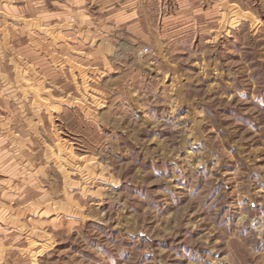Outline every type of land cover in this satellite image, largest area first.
<instances>
[{
  "label": "rangeland",
  "instance_id": "obj_1",
  "mask_svg": "<svg viewBox=\"0 0 264 264\" xmlns=\"http://www.w3.org/2000/svg\"><path fill=\"white\" fill-rule=\"evenodd\" d=\"M160 6L0 0V264H264V0Z\"/></svg>",
  "mask_w": 264,
  "mask_h": 264
},
{
  "label": "crops",
  "instance_id": "obj_2",
  "mask_svg": "<svg viewBox=\"0 0 264 264\" xmlns=\"http://www.w3.org/2000/svg\"><path fill=\"white\" fill-rule=\"evenodd\" d=\"M189 1H199V0H157L158 4L161 5L159 8L160 12L158 11V19L165 20L166 16H173V15L177 14V12L184 10L183 9L184 3L189 4ZM160 3H162V4H160ZM135 4H136V2H135ZM198 13H200V12H198ZM128 20H129L128 22L133 21L132 23L134 25V29H136L138 31L139 30L142 31L144 29V27L142 25L143 19L142 18L140 19L138 13H135V11H134L133 15L131 16V18H129ZM129 26L131 27L132 24ZM149 27H150V25H149ZM150 32H151L150 34L156 36L155 33H153L151 31V29H150ZM158 41H160V40H158ZM166 45H168V43H159V45H158L159 51L163 50L164 49L163 47H165ZM117 50L120 51V49H117Z\"/></svg>",
  "mask_w": 264,
  "mask_h": 264
}]
</instances>
